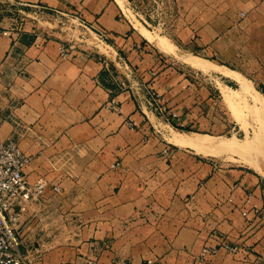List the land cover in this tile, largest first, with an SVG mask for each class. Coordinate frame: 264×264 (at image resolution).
<instances>
[{
	"label": "crops",
	"instance_id": "obj_1",
	"mask_svg": "<svg viewBox=\"0 0 264 264\" xmlns=\"http://www.w3.org/2000/svg\"><path fill=\"white\" fill-rule=\"evenodd\" d=\"M148 1L131 17L117 0H0V136L31 155V182H47L21 217L20 250L37 246L50 264H264L263 175L169 140L149 102L155 91L196 125L207 120L213 88L176 69L177 53L238 71L264 96V0ZM36 7L78 16L103 47L62 57L64 37L23 27L16 10Z\"/></svg>",
	"mask_w": 264,
	"mask_h": 264
},
{
	"label": "rangeland",
	"instance_id": "obj_2",
	"mask_svg": "<svg viewBox=\"0 0 264 264\" xmlns=\"http://www.w3.org/2000/svg\"><path fill=\"white\" fill-rule=\"evenodd\" d=\"M151 6L152 4H149L148 0H125V8L130 11L129 14L131 17H135L132 12V7H135L136 10H139V12L143 14V16H146V12H149V8ZM16 12L21 17H23L20 18V21H22L23 23V27H37L40 30L51 31L52 33H56L64 37L67 41L75 43V45L81 44L82 47H85L88 50H92L103 45L102 41L99 39L98 34L94 30L82 25L79 22V19L74 18L71 14L64 12L63 9L56 7H36L34 11H28V13L19 12L17 10ZM149 28L152 29V27ZM161 33L164 32L161 31ZM153 34L159 35L160 31L156 30L153 32ZM187 57L189 58L188 55H182L180 53H177L176 58H172V61L175 62L176 69L185 72L186 75H188L189 80L193 84H196V81H201V85L206 86L205 94L208 93L207 88L209 86L213 88L212 93L214 95V100L210 103H207L205 108V111L208 113L206 115L207 120H205V122L201 125H196L195 122L191 119L192 112L188 110L186 111V113L188 115L187 119L189 125L185 128L177 129L176 127H173L163 119L159 121V126L157 128L163 130H170L171 128H174V130L180 131H193L196 136H198L202 141L205 142V144L211 146V150L204 151V148L199 150L202 151L205 156L211 159H218L225 164H253L252 166L256 169L258 162V171L263 175L264 159H262L261 157L262 151L259 148V146L261 147L262 144H259L258 147L255 149V152L251 153V155H248L250 153L247 154L229 148H221L219 146L222 140L232 141L233 139H231V137L233 138V136H237L241 138V140H243L246 139V137L248 138L254 135L253 133L257 128V120L255 118L256 116L252 106V104L254 103L253 96H243L245 99L241 96V99L240 97L238 98V96H236L235 94L231 102L226 101L221 88V78L215 75V73L211 74L209 71L207 72H209L210 74L206 73L203 75L201 74V72L199 73L197 71L198 68L195 67ZM186 58L188 59V61ZM217 80L219 83L217 82ZM223 82L226 81L223 80ZM234 86L239 87V85ZM259 86L260 85H254V87L256 88H259ZM228 102L231 104H229ZM243 122L247 124V132L243 128ZM245 133H247V136L245 135ZM258 148L260 149L259 151ZM262 217V225H264V207Z\"/></svg>",
	"mask_w": 264,
	"mask_h": 264
},
{
	"label": "built area",
	"instance_id": "obj_3",
	"mask_svg": "<svg viewBox=\"0 0 264 264\" xmlns=\"http://www.w3.org/2000/svg\"><path fill=\"white\" fill-rule=\"evenodd\" d=\"M71 15L79 19L78 16ZM79 22L88 27L82 20L79 19ZM103 36L104 34L101 35V37ZM75 47V43L71 41L63 44L61 46V56L65 58L73 56ZM118 83L122 88L127 86V81L122 78L118 79ZM149 95V102L154 111L170 125L177 129H183L189 125L186 112L181 113L179 110L167 105L155 91H150ZM111 107L120 108L115 99H112ZM128 122L130 127L137 126L134 119H130ZM31 158V155L20 147L17 139L12 137L5 139L0 136V264H50L37 246H31L25 253L20 250L22 239L21 217L30 203L40 197L47 187V182L44 179L40 178L35 182H31L27 177L25 169ZM221 246L232 252H237L239 249L237 245L228 242L223 243ZM219 248L218 246H205L202 254H214ZM82 264L98 263L95 258L88 257ZM110 264L128 263L121 258H113ZM142 264L154 263L146 261Z\"/></svg>",
	"mask_w": 264,
	"mask_h": 264
},
{
	"label": "bare ground",
	"instance_id": "obj_4",
	"mask_svg": "<svg viewBox=\"0 0 264 264\" xmlns=\"http://www.w3.org/2000/svg\"><path fill=\"white\" fill-rule=\"evenodd\" d=\"M117 1H119V3L125 8V0H117ZM126 10L128 11V9H126ZM129 13H130V11H129ZM128 16H130V15H128ZM140 27H141V31H143L145 33V35L148 36V38L154 40L158 37L159 43L163 47H167L168 49L174 48V44L170 40L167 39L168 37L161 35V34L155 35L142 24H140ZM188 59L190 60V62L194 66L199 67L205 71L216 70V71H219L220 73H222L224 75H229L231 77H234L240 82L239 87H233V86L226 84L225 82H223L222 79H220L223 96H224L226 101L231 102L233 100V97L235 94H236V96H238V98L239 97L241 98V96L245 97L247 95L253 96L254 103L252 104V106H253V111H254L255 116H256L255 118L257 120V128L255 129V132L253 133L254 135H252L251 137H248V138L246 137V139H243V140H241V138H239L237 136H233V138L231 137V139H233L232 141L222 140V142L220 143L219 146L221 148H229V149L237 150V151L247 153V154L250 153L248 155H251V153L255 152V149L258 147V145L262 144V146L261 147L259 146V148L262 151L261 157H262V159H264V137H263V135H264V96L262 95V93L253 86V84L251 83V81L248 78L243 76L238 71L232 70L228 67L218 65V64L214 63L213 61L200 58L197 55L196 56L195 55L189 56ZM188 59H187V61H188ZM219 78H221V77H219ZM217 82H218V80H217ZM229 104H231V103H229ZM243 124H244V127H243ZM243 124H242V127L247 132V130H248L246 128L247 124L245 122H243ZM164 126H165V124H164ZM166 134H167L169 140H171L177 144L190 145V146H193L194 148H196L198 150H201L202 148H204V151L205 150L206 151L211 150L210 149L211 146L208 144H205V142L202 141L198 136H196V134L193 131L192 132L180 131V130H174V128L173 129L171 128L170 130L166 131ZM245 135L247 136V133H245ZM259 148H258V151L260 150ZM254 163H256V162H254ZM258 164L259 163L257 162V169H258Z\"/></svg>",
	"mask_w": 264,
	"mask_h": 264
}]
</instances>
